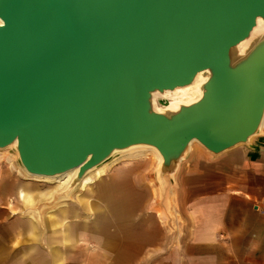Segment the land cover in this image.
<instances>
[{
	"label": "water",
	"instance_id": "water-1",
	"mask_svg": "<svg viewBox=\"0 0 264 264\" xmlns=\"http://www.w3.org/2000/svg\"><path fill=\"white\" fill-rule=\"evenodd\" d=\"M0 20V150L78 168L67 191L134 146L176 186L195 141L218 156L261 131L264 0H0Z\"/></svg>",
	"mask_w": 264,
	"mask_h": 264
},
{
	"label": "crops",
	"instance_id": "crops-1",
	"mask_svg": "<svg viewBox=\"0 0 264 264\" xmlns=\"http://www.w3.org/2000/svg\"><path fill=\"white\" fill-rule=\"evenodd\" d=\"M131 173L125 168L104 176L111 185L96 193L110 196V202L100 199L103 219L92 223L91 230L75 231L65 223L74 214L70 206L48 215L42 210L49 228L45 240L31 215L18 220L14 233L18 237L28 231L35 240L16 239L8 233L9 223L5 225L0 231V264H264V131L251 146L218 156L200 144L195 147L177 176L173 214L159 208V193L144 177ZM2 179L0 200L12 184L8 176ZM29 186L21 182L16 190L23 206L36 200L30 201L34 192ZM11 202L17 203L14 197ZM4 216L0 209V219ZM67 221L78 226L84 222L81 217ZM56 233L60 238L53 239Z\"/></svg>",
	"mask_w": 264,
	"mask_h": 264
},
{
	"label": "rangeland",
	"instance_id": "rangeland-1",
	"mask_svg": "<svg viewBox=\"0 0 264 264\" xmlns=\"http://www.w3.org/2000/svg\"><path fill=\"white\" fill-rule=\"evenodd\" d=\"M263 131H264V129H263ZM197 146H199V144L195 143V145H194V147H192L191 151ZM12 151L14 152L13 149H12ZM14 164L18 165L17 161H15ZM107 167H108V170L104 174H102V176L97 177L96 181L90 183L89 186L87 187V189H85L83 191L78 190L76 192L77 193V196H75L76 200H74V197L71 199V200H74V202H75L72 204V206H70V209L74 212V214H71L70 216H68L65 220V223L72 224L73 226H75V231H76V228H81L83 230H91L90 225L92 223L100 222V220L103 219L102 214H100V212H101V210H104V207L101 204L100 199L102 198L104 201H106V203H109L110 202V196L105 198L104 193L102 192L101 193L102 196L99 197V195L96 192L98 191V189H101L102 187H104V188L107 186L110 187V185H111L110 182L106 181L104 176L106 177L108 175L113 174L116 170H120V169L123 170L125 168H129V170L132 172L130 175H132V176L144 177V179H146L150 183V185L153 188H155V191H158V193H159V206H160L159 208H162V207L168 208L169 213L173 214L172 197H173V194L177 188L171 182H169V185L166 189L161 188V185L157 179V163H156V159L154 157H142L139 159H131V160H127L125 157H121V158H118L117 160L113 161L112 163H110ZM121 173L125 174L123 171ZM2 175H4V177H6V178L8 176L9 181H12V184H14L16 186V189H14V186L12 184H10V188H7L8 191H5V199L0 200V209H3L5 211L4 219H2V220L0 219V223L4 222V225L0 226V231L2 229H5L4 228L5 225H7L9 223V225L11 226L10 227L11 232L8 231V233L13 234L15 237L14 227L16 226L17 229L20 227L18 220H20L21 218L30 217L28 213L22 212V209L24 208V206L21 203L17 202V198H18L17 192L18 191H16V190H18V186L20 185V183L27 181V184L30 185L28 187L29 190L34 192L30 201H32L33 199L35 200V199L41 198L43 195L47 194V192H50L53 188H55L56 185L46 183L40 179L39 180L38 179L33 180V178L23 177V175L20 174V172L16 168L13 170L12 166L8 165V163L4 160H2V161L0 160V188H1L2 180H3ZM11 175L17 177L16 180H15V178H14V180H12ZM94 184H95V187H93ZM158 185L160 188L157 187ZM35 186H37V187H35ZM0 192H1V189H0ZM12 197H14V199L17 202L15 205H12V202H11ZM83 199L86 200L85 203H84ZM52 205H53V201L48 200L46 207H44L43 211L44 210L48 211L49 207H51ZM9 206L11 207L10 211H9ZM96 208H99V209H96ZM15 215L17 217L15 219H12ZM93 215H94V218L92 220H90L91 216H93ZM71 217H74V218L81 217L84 222L78 226V225L74 224L75 222H68L67 221V219H69ZM11 219H12V221L9 222ZM64 225L65 224H63V226H62V228H63L62 231H65ZM6 229H8V228H6ZM18 234H19V236L15 237L16 239H19V240L25 239L26 240L29 238V240H35L34 238L29 237L28 231H26L24 233L19 232ZM24 234L26 235V237L24 236ZM1 235H5L3 233V231L1 232ZM52 238L53 239L54 238H60L59 233L54 234Z\"/></svg>",
	"mask_w": 264,
	"mask_h": 264
},
{
	"label": "bare ground",
	"instance_id": "bare-ground-1",
	"mask_svg": "<svg viewBox=\"0 0 264 264\" xmlns=\"http://www.w3.org/2000/svg\"><path fill=\"white\" fill-rule=\"evenodd\" d=\"M195 83L189 87H186V89H190L194 87ZM263 129H264V120L261 127V131H263ZM195 143L199 144L198 142L195 141L192 147H194ZM121 157H125L127 160L139 159L142 157H154L156 159L157 167L162 162V157L156 148L151 146H134L127 150L122 151L121 153L116 154L115 156H113V158H111L109 161L105 162L104 164L100 165L99 167L90 170L79 182V184H77V186L67 191L69 185L77 175L78 168L69 170L63 174H59L55 176L30 174L22 166V164L19 161V157L17 153L15 151L13 152L11 147L0 150V160L6 161L8 165L12 166L13 170L16 168L20 172V174L23 175V177L33 178V180L40 179L46 183L56 185V187L53 188L50 192H47V194L43 195L41 198L36 199L30 205L24 206V208L22 209V212L28 213L38 221L40 228L42 230V240L46 239L49 230L48 222H47L48 213L61 207L72 206L73 203L71 202H73L74 200L71 199L77 196L76 192L78 190L83 191L87 189L90 183L96 181L97 177L102 176V174H104L108 170L107 166L110 163ZM15 161H17L18 165L14 164ZM157 187L160 188L159 185ZM48 200L53 201V205L49 207V211H46L47 215H42V210L44 209V207H46Z\"/></svg>",
	"mask_w": 264,
	"mask_h": 264
}]
</instances>
